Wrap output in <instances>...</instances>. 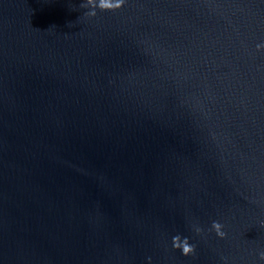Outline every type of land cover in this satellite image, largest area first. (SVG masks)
Returning <instances> with one entry per match:
<instances>
[{"label": "water", "instance_id": "obj_1", "mask_svg": "<svg viewBox=\"0 0 264 264\" xmlns=\"http://www.w3.org/2000/svg\"><path fill=\"white\" fill-rule=\"evenodd\" d=\"M262 254L264 0H0V264Z\"/></svg>", "mask_w": 264, "mask_h": 264}, {"label": "clouds", "instance_id": "obj_2", "mask_svg": "<svg viewBox=\"0 0 264 264\" xmlns=\"http://www.w3.org/2000/svg\"><path fill=\"white\" fill-rule=\"evenodd\" d=\"M119 6H122V5H118V7ZM108 7L111 8V5H109ZM213 226L216 227L217 229L219 228V225L216 223H214ZM177 240H179L178 236L173 237V241H174L173 247L175 249L180 250L182 252L183 256H185V257L194 255L195 247L193 245H190L189 243H187V238H185V242L182 246L175 243ZM261 259H264V254L261 255Z\"/></svg>", "mask_w": 264, "mask_h": 264}]
</instances>
